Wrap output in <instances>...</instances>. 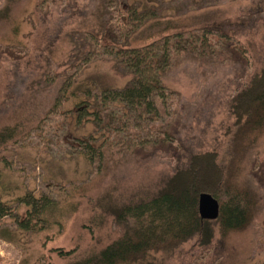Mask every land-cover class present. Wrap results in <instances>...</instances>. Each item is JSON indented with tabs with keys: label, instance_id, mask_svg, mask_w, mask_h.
Segmentation results:
<instances>
[{
	"label": "rangeland",
	"instance_id": "1",
	"mask_svg": "<svg viewBox=\"0 0 264 264\" xmlns=\"http://www.w3.org/2000/svg\"><path fill=\"white\" fill-rule=\"evenodd\" d=\"M76 1L0 0V49L10 47L25 56L19 65L7 57L0 63V129L19 126V134L0 147V264H63L59 249L77 254L116 239L123 226L111 217L100 228L90 221L97 196L108 188L124 196L153 191L178 163L163 152L137 161L135 145L145 143L150 150L166 135V124L179 119L185 150L222 152L234 121L228 102L264 65L263 15L225 28L249 58L246 67L214 55L225 38L217 32L208 35L206 52L198 38L197 53L173 55L165 82L168 96L158 101L156 111L109 101L107 129H98L86 117L79 119V109L85 102L96 104L106 90L122 89L131 78L117 67L113 53L120 47L118 36L103 27L107 2L119 9L148 8L162 22L189 23L215 13L240 24L250 18L251 0ZM160 41L156 47L164 49ZM89 138L95 148L107 142L103 158L97 157L100 149L93 161L83 154L79 145ZM255 161L264 162V134L233 175L263 196L252 224L226 235L217 228L210 245L192 239L162 264H264V190L251 175ZM46 201L51 207L46 208Z\"/></svg>",
	"mask_w": 264,
	"mask_h": 264
},
{
	"label": "trees",
	"instance_id": "2",
	"mask_svg": "<svg viewBox=\"0 0 264 264\" xmlns=\"http://www.w3.org/2000/svg\"><path fill=\"white\" fill-rule=\"evenodd\" d=\"M106 8L107 19L103 27L118 36L117 43H120L113 53L117 67L131 78L122 89L106 90L96 104L85 102L79 109V119L86 117L98 129H107V125L103 124L109 101L123 103L129 108L140 105L156 111L158 101H164L168 96L165 82L172 69L173 55L197 53L194 48L198 38L202 52H206L205 49L211 45L208 35L217 32L225 38L221 47L212 51L214 55L220 54L226 60L246 67L249 58L244 49L228 37L225 28L262 18L264 0H251L250 18L240 24L228 18L220 19L215 13L189 23L176 24L174 20L162 22L157 18V12L148 8L141 11L138 6L119 9L111 7L108 2ZM152 18L154 22H148ZM176 20L179 21V18ZM200 30L202 35L194 33ZM137 32L141 34L140 38L133 37ZM187 34L193 35L185 38ZM160 40L164 41V49L156 47ZM19 52L10 47L0 49V63L7 57L19 65L25 58ZM228 109L234 121L227 127L228 143L222 152L194 153L185 150L179 136L184 126L179 119L166 124V135L157 138L150 150H146L145 143H137L133 149L137 161L163 152L178 161L174 173L157 189L143 190L138 196L120 195L113 188L98 195L94 206L96 213L90 221L100 228L111 217L115 224L123 226L122 233L110 243L82 253L57 250L65 258L63 264H162L192 239H196L199 246L210 245L217 228L222 235L247 229L260 211L263 196L237 183L233 175L235 169H240V162L250 148L264 134V65L231 96ZM16 134H19L17 125L1 128L0 147L8 145ZM82 142H87L79 146H84L83 154L90 161L94 160L97 149H100V154L96 155L99 159L105 156L102 147L106 141L97 148L92 146L90 138ZM183 160L185 163H182ZM256 162L250 171L263 191L264 162ZM202 193H209L219 201L220 215L216 220L201 218L198 202ZM44 205L49 208L52 204L46 201ZM8 214L2 211L3 216Z\"/></svg>",
	"mask_w": 264,
	"mask_h": 264
},
{
	"label": "water",
	"instance_id": "3",
	"mask_svg": "<svg viewBox=\"0 0 264 264\" xmlns=\"http://www.w3.org/2000/svg\"><path fill=\"white\" fill-rule=\"evenodd\" d=\"M198 210L202 219L216 220L220 215V203L213 195L202 193L199 197Z\"/></svg>",
	"mask_w": 264,
	"mask_h": 264
}]
</instances>
